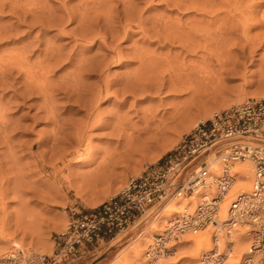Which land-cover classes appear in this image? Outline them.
Segmentation results:
<instances>
[{
    "label": "rangeland",
    "instance_id": "rangeland-1",
    "mask_svg": "<svg viewBox=\"0 0 264 264\" xmlns=\"http://www.w3.org/2000/svg\"><path fill=\"white\" fill-rule=\"evenodd\" d=\"M13 1L15 0H0V70H3L0 72L1 248L6 246L7 250H12L14 247L10 248V245L18 243L21 249L40 251L51 256L55 250L53 237L66 228L73 214L89 212L114 196L129 178L140 174L147 165L160 161L183 134L208 119L214 112L248 98H264V0H192L196 9L193 6L185 9L179 0H134L133 8L125 7L117 0H100L97 1L100 2L99 5L108 1L110 8L107 2L104 3L105 6H96L100 12L97 8L96 11L91 10L96 19L95 24L92 23L94 26L89 28V34H103L104 17L110 14L116 17L118 12L123 17L129 9H134V13L130 10L131 13L128 14H134L130 16L131 20L138 22L139 13L140 20L144 21L143 28L148 30L145 31L148 34L143 35L132 25L126 40L118 39L111 43L107 36L108 40L103 45L99 40L87 43L85 40L91 35H86L85 39L78 38V33H82L76 28L78 16L72 21L66 20L65 16L69 9L70 14L75 13L74 10L82 11L79 9L85 6V2L95 4V0H16L14 4ZM24 1H27L26 7L30 2L34 3L35 7L32 5L28 8H35L30 10L31 13L24 7ZM15 5L17 7L14 8ZM61 9L66 11L62 12ZM50 14L52 18L62 15V22H67L60 24L62 26L58 23L55 25L56 20L50 22ZM90 16L93 18V15ZM152 21L158 23V26L152 24ZM117 23L116 19L113 25H108L112 28V33L115 29L120 30L119 26H123L125 20ZM173 24L183 25L182 29L185 28V31L189 26L190 29L194 25L197 27L201 41L194 53L183 50L176 41H170L172 45L166 39L161 41L163 39H159L156 31H153ZM166 26L161 30H167ZM170 29L172 30L171 27L168 30ZM68 32L77 34V41L72 42L74 35ZM114 42L119 44L125 54L128 52L126 55L136 47L154 52L158 58L160 55L161 59L169 56L167 59L176 61L168 65L156 62L151 64V68L159 66L154 70H165L161 73L163 76L167 75L164 77V88L160 91L152 89L142 93L138 90L134 95L128 93L125 96L118 92L120 94L117 96L101 98L95 104L97 109L92 108L96 112L89 111L86 117V101L92 96H86L88 99L80 97L81 101H78L83 106L86 104L82 107L75 102L76 97L68 100V96H63L57 88L67 80L70 83L71 75L68 74L73 73L76 63L41 69L44 50L60 47L58 49L63 58L73 56L74 51L75 61L83 58L93 63V60L101 61L106 54L108 60L112 54L106 45L111 43L114 46ZM17 55L24 59L19 60ZM106 59L103 60L105 64ZM136 61L132 60L125 66L108 65L105 76L109 75L108 79H115L117 82L111 90H118L126 72L138 67ZM28 71L37 76L35 86L25 79ZM167 73H172L171 79L181 83L180 88L166 87L169 85L167 81L169 83L171 80ZM97 74L82 72L79 79H83V86H91L94 90L102 85ZM65 76L67 80L62 82ZM46 78L48 82L45 84L51 85V88L47 85L48 94L44 96L37 92L36 86L44 83L43 79ZM92 102L89 107H92ZM47 109H52L53 118L62 125V129L59 130L54 119L46 113ZM94 118L99 121L94 123ZM113 128L116 131L112 132ZM54 135L58 142L53 139ZM74 138L80 139V146L71 143ZM77 150L86 155H78L80 152ZM169 211L168 208L163 212ZM149 212L144 214L140 222L126 230L107 234L102 240L83 243L78 246V253L74 258L60 264H124L125 260L129 264H190L191 258L185 257L188 253L180 248V244H174L173 255L163 256L158 260L145 255L148 245L154 242L160 231L153 232L149 237L151 240L144 242V254L141 258L129 257L137 249L131 252L125 249V245L139 235L140 230H146L148 219L151 218L146 217ZM6 252L2 251L0 256ZM230 261L228 258L226 263Z\"/></svg>",
    "mask_w": 264,
    "mask_h": 264
},
{
    "label": "built area",
    "instance_id": "built-area-1",
    "mask_svg": "<svg viewBox=\"0 0 264 264\" xmlns=\"http://www.w3.org/2000/svg\"><path fill=\"white\" fill-rule=\"evenodd\" d=\"M215 160L221 163L220 171L212 175ZM245 161L252 166L249 198H243L241 192L229 194L235 177L233 166ZM177 198L192 208L171 217L165 226V238L158 234L148 257L154 258L156 252L171 255L173 247L166 241L175 243L185 233L210 225L212 248L204 256L224 264L233 242L223 239L216 230L229 236L231 230L241 227L250 239L251 258L256 256L264 264V98H248L214 112L183 134L160 161L129 178L114 196L89 212L73 214L66 228L53 237L55 250L51 256L0 258V264H60L74 258L83 243L126 230L140 222L147 211V217L156 216ZM228 199L221 218V205Z\"/></svg>",
    "mask_w": 264,
    "mask_h": 264
},
{
    "label": "bare ground",
    "instance_id": "bare-ground-1",
    "mask_svg": "<svg viewBox=\"0 0 264 264\" xmlns=\"http://www.w3.org/2000/svg\"><path fill=\"white\" fill-rule=\"evenodd\" d=\"M20 1H22V0H20ZM97 1H100V0H95V4L96 3H98L97 5H95V4H91V2L90 3H88V2H82V4L84 3L85 4V6L83 7H81L82 9H79V10H82V11H75L74 10V12L75 13H72V14H70V12H69V10H68V12L66 11H62L63 9H61V11L62 12H65V16H67V18H66V20L68 19V20H70V21H72V20H74V19H76V18H78L77 20V22H78V26L76 27L77 29H79L80 31H82V33H78V36H80V37H78V38H83V39H85L87 36L86 35H91V33L89 34V32H91V30L89 29V28H91V27H93L94 26V24H95V19H96V16L93 14V13H91V10L92 11H98V9L99 8H97L96 6H98L99 4H100V2H102V0L100 1V2H97ZM104 1H106V0H104ZM103 1V4L104 3H107V2H104ZM176 1V0H175ZM195 1V0H194ZM12 2V1H11ZM16 2V0L15 1H13V4ZM18 2V1H17ZM27 1H24V4L26 3ZM30 2V1H29ZM117 2L120 4V3H122L125 7H128V8H133V4H135L134 3V0H117ZM180 4H181V6H184L185 7V9H187V8H190L191 6H193V5H195V2H193L192 0L191 1H189V2H187V1H184V0H179L178 1ZM91 6V7H87V6H89L88 4ZM17 4H19V3H17ZM20 4L23 6L24 4H23V2L21 3L20 2ZM19 4V5H20ZM28 4V3H27ZM30 4H31V2H30ZM28 4V7H26L27 5L25 4L24 5V7H26L27 9L26 10H28V8H30L29 6H32V5H34V3L33 4ZM87 4V5H86ZM102 3H101V5H99L98 7H102V5H103ZM108 4V6H109V8H110V3L108 2L107 3ZM177 4V3H176ZM204 4V3H203ZM209 5H210V3H208ZM12 5V4H11ZM93 5V6H92ZM106 4H104V6H105ZM81 6V5H80ZM79 6V7H80ZM103 6V7H104ZM107 6V7H108ZM123 6V7H124ZM135 6V5H134ZM190 6V7H189ZM196 6V5H195ZM206 6H207V3H206ZM215 6V5H214ZM10 7V6H9ZM12 7H13V5H12ZM15 7H17L16 5L14 6V8ZM32 7H35V5L34 6H32ZM41 7V6H40ZM43 7V6H42ZM107 7H105V8H107ZM178 7H179V5H178ZM194 7V6H193ZM211 7V6H210ZM11 8V7H10ZM38 9H39V6L37 7ZM36 8V9H37ZM97 8V9H96ZM113 8V7H112ZM135 8V7H134ZM180 8V7H179ZM182 8V7H181ZM195 8V7H194ZM31 9H33V8H31ZM31 9H29L27 12H30L31 13ZM35 9V8H34ZM33 9V10H34ZM43 9V8H42ZM47 9V8H46ZM94 9V10H93ZM96 9V10H95ZM192 9V8H191ZM196 9V8H195ZM41 10V9H40ZM44 10V9H43ZM42 10V11H43ZM48 10V9H47ZM77 10V9H76ZM102 10H104V8L102 9ZM123 10L125 11V8H123ZM130 10H132V9H129V12H130ZM136 10V9H135ZM38 11V10H37ZM37 11H35V12H37ZM50 11V10H49ZM127 11V10H126ZM134 11V9L131 11V12H133ZM196 11V10H195ZM200 11V10H199ZM26 11H25V13H27ZM33 12V11H32ZM73 12V11H72ZM77 12V13H76ZM98 12H100V10L98 11ZM102 12V11H101ZM111 12V11H110ZM113 12V11H112ZM129 12L127 13V15H124L123 17H120V13L118 12V15H116V17H112V16H107V17H104V20H105V25H104V31H103V34H99V33H97V34H95V35H91V36H89L88 38H86L87 40H85V41H87V43H89V44H91V43H94L96 40L98 41L99 40V43H101V45H103V44H106V42H107V38L109 37L110 39V41L108 40V42H111L112 43V41H115V40H117L118 41V39L119 40H126L127 39V36H128V32H129V30L131 29V26L132 25H134V26H136V28H138L137 30H139V31H141V33H143V35H147L146 34V32L145 31H147L148 32V30H145V28H143V19H141L140 20V18H141V16H140V14L139 13H137L138 14V18H139V21L138 22H135V21H133V19L131 20V18L132 17H130V16H133V15H128L129 14ZM130 12V13H131ZM38 13V12H37ZM48 13V12H47ZM89 13H90V15H93V18H91L92 16H90L89 15ZM116 13V12H115ZM114 13V14H115ZM134 13V12H133ZM28 14V13H27ZM34 14V13H33ZM44 14V13H43ZM99 14V13H98ZM106 14V13H105ZM24 15V14H23ZM29 15V14H28ZM36 16H38L39 14H35ZM46 15V14H45ZM49 15V14H48ZM51 16H50V19L52 18V14H50ZM56 15V14H55ZM76 15L78 16V17H76ZM96 15H97V13H96ZM107 15H108V13H107ZM244 15H246V14H244ZM30 16H31V14H30ZM33 16V15H32ZM35 16V17H36ZM40 16V15H39ZM47 16V15H46ZM60 15H58V17H56L55 16V18H52L51 19V23L52 22H55V20H56V22L54 23L55 25H57L56 23H58L59 25L60 24H62V25H64L66 22H62V15L59 17ZM95 16V17H94ZM35 17H33V18H35ZM42 17V16H41ZM76 17V18H75ZM144 17V16H143ZM217 17V16H216ZM245 17H247V15L245 16ZM250 17V16H249ZM32 18V17H31ZM37 18H39V17H37ZM46 18V17H45ZM114 18H116L117 19V21H118V23L122 20V19H124L125 20V24H123V26H119L120 27V30H117V29H115L116 31L114 32V30H113V33H112V28H110V26L108 27V25H110V24H112L113 23V21L114 20H116V19H114ZM44 19V18H43ZM49 19V20H50ZM94 19V20H93ZM119 19V20H118ZM163 19V18H162ZM220 19V18H219ZM246 19V18H245ZM25 20V19H24ZM153 20V19H152ZM165 20V19H164ZM163 20V21H164ZM63 21H64V19H63ZM98 21H99V18H98ZM155 21V20H154ZM214 21V20H213ZM45 22V21H44ZM156 22V21H155ZM166 22H167V20H166ZM243 22H244V19H243ZM47 23V22H46ZM48 23H49V21H48ZM92 23H94V24H92ZM117 23V24H118ZM154 22L152 21V24H153ZM167 23H169V22H167ZM39 24V23H38ZM53 24V25H54ZM155 24H157V26H158V23H154V25ZM164 24H166V23H164ZM170 24V23H169ZM52 25V26H53ZM58 25V26H59ZM62 25H60V26H62ZM113 25V24H112ZM115 25V24H114ZM163 25V24H162ZM167 25V24H166ZM166 25H164V27L166 26ZM179 25V24H178ZM188 25V24H187ZM192 25V24H191ZM48 26H49V24H48ZM57 26V27H58ZM59 26V27H60ZM98 26V25H97ZM169 27H171L172 28V30L170 29V31L168 30L169 29V27H167L166 26V29L169 31H167V30H161V28H162V26H161V28L159 27V29H156L155 28V30H153L154 29V27H152V30L155 32L156 31V35L158 36V38L159 39H163V40H161V41H163L164 42V40L166 39V41L168 42H170V41H176V44L177 45H179L180 47H182L183 48V50H186V51H188V52H191V53H194L195 52V50L198 48V47H200L199 45H200V35H198L199 33H197V31L198 30H196L197 29V27L195 28L194 26L190 29V26L188 27V31L186 30H184V29H182V27H183V25H182V27H181V25L180 26H176V25H168ZM30 27H31V25H30ZM145 27V26H144ZM163 27V28H164ZM174 27V28H173ZM234 27V26H233ZM76 28H74V30H76ZM118 28V27H117ZM162 28V29H163ZM63 29V28H62ZM89 29V30H88ZM93 29V28H92ZM100 29V28H99ZM119 29V28H118ZM148 29H149V27H148ZM199 29V28H198ZM61 30V29H60ZM184 30V31H183ZM61 31H63V30H61ZM71 31H73V30H71ZM102 31V30H101ZM152 31V32H153ZM164 31V32H163ZM168 33H167V32ZM76 32V31H75ZM184 32V33H183ZM207 32V31H206ZM224 32V31H223ZM68 34H73L74 35V32H68ZM151 34V33H150ZM149 34V35H150ZM77 34H75L72 38H71V40L73 39V41L72 42H74V41H77V36H76ZM155 35V36H156ZM169 35V36H168ZM86 36V37H85ZM108 36V37H107ZM161 36H163L162 38H161ZM200 36V37H199ZM206 36H207V34H206ZM85 37V38H84ZM149 37V36H148ZM170 37H171V39H170ZM115 38V39H114ZM155 38V37H154ZM158 38L156 37V40H158ZM211 39V38H210ZM79 40V39H78ZM155 40V41H156ZM81 41V40H80ZM153 41H154V39H153ZM159 41V40H158ZM165 41V42H166ZM168 42V43H169ZM75 43H80V42H75ZM96 43V42H95ZM109 44V45H106V48H107V50L112 54V56H110V58L107 60L106 59V56H107V54L106 55H104L103 56V54H101L103 57H102V60L100 61V60H98L97 62L96 61H92L93 63H91V62H88V60H84L83 58V60L82 59H79L78 61L76 60L75 61V59H73V56L76 54V53H74V51H73V56H71V57H68V58H63L62 56V54H61V50L60 49H58V48H60V47H51V45H50V47H51V50H49V49H46V50H44V58H43V56L41 57V58H43L44 60H43V62L41 63V66H42V68H41V66H40V68L41 69H48V68H50V67H53V66H58V65H61V66H63V65H66V64H69V65H74V62L76 63L75 64V66H74V71H73V73H69L68 74V76H70V78H69V81H70V83L68 82V80L66 79V76H65V79H62L63 81L62 82H64V80H67L65 83H62V85H60V87H57L58 88V91H61L60 93H62L63 94V96H68V100H71V99H73L74 97H76V98H74L75 99V102L78 104V103H80L81 105L80 106H82V107H85L86 106V104H88L89 105V103L91 102V101H93L92 102V107H89L88 105H87V111H86V109H85V115H86V117H87V115L89 114V111H93L95 108L97 109V106L95 107V104H97V102L98 101H100V99L101 98H109L110 96H117V95H119L120 93H121V96H125L126 94H131V95H134V93H136V91H138V90H140L142 93L144 92H146V91H151L152 89H155V90H157V91H160L161 89H163L164 88V85H165V78L164 77H167V75L166 76H163L162 75V73L163 72H165V70H163V72L162 71H159V69H158V71L159 72H157L156 70H154V68H156V67H150L151 66V64H153V62H156L157 64H166V65H168V64H172L173 62H175V61H172V59L170 60V59H167V57H169V56H167V57H163L162 56V58H164V59H161V55L159 56V58H158V56L156 57L154 54H156V53H154V52H146L145 50H143L142 48H134L133 46V51L129 54V55H126L128 52H126V54L124 53V50H122V48H120V46H119V44H115V42H114V46L112 45V44ZM172 42H170V44H171ZM108 44V43H107ZM172 45V44H171ZM46 46H47V44H46ZM81 46V45H80ZM104 47V46H103ZM80 48V47H79ZM62 49V48H61ZM49 50V51H48ZM78 50V49H77ZM80 50V49H79ZM105 50V49H104ZM46 51V52H45ZM43 52V51H42ZM78 52V51H77ZM82 52V51H81ZM81 52H79V53H81ZM125 54V55H124ZM72 55V54H71ZM154 55V56H153ZM21 55H17L16 57L20 60H23L24 58H19ZM67 56V55H66ZM76 56V55H75ZM79 56V55H78ZM75 58V57H74ZM85 58H87V57H85ZM89 58V57H88ZM173 59H174V57H172ZM90 59H91V57H90ZM101 59V58H100ZM105 59L107 60L106 61V64L105 63H103V60L105 61ZM132 60H137L136 62H138V67L137 68H134L133 70H131L130 72H126V74L124 75L125 76V78L123 79V81L121 80V84H120V86H119V89L118 88H116V89H118V90H111V87L113 86V85H115V84H117V82H115V79H108V77H109V75H108V77H107V75L105 76V74H106V70H107V67H108V65L109 64H112L113 65V67L114 66H125L124 64H128V63H130ZM170 60V61H169ZM90 61V60H89ZM17 62H19L20 63V61H17ZM16 62V63H17ZM22 62V61H21ZM64 62V63H63ZM170 62H172V63H170ZM16 63H14L15 65H17ZM18 63V64H19ZM155 63V64H156ZM43 64V65H42ZM154 64V65H155ZM156 64V65H157ZM18 67H19V65H17ZM159 66H157V68H158ZM161 67V66H160ZM169 67V66H168ZM21 68V67H20ZM156 68V69H157ZM161 70V69H160ZM173 70V69H172ZM1 71H3V70H0V72ZM109 71V70H108ZM82 72H86L87 74L88 73H94V74H97V78L99 79V80H102V85L101 86H99L98 88H95L94 90L91 88V86L90 87H86V85L84 84V86H83V83H82V81H83V79L81 80V79H79V78H81L82 77ZM151 72V73H150ZM162 72V73H161ZM27 73V77H25V79H28L30 82L29 83H32L34 86H35V80L37 79V76H35V75H33L32 73H31V71L29 72H26ZM28 73H30V74H28ZM35 73V72H34ZM173 73V72H172ZM172 73H167L168 74V78L169 79H171L172 78ZM36 74V73H35ZM42 74V73H41ZM124 74V73H123ZM177 74V73H176ZM37 75V74H36ZM66 75V74H65ZM84 76V75H83ZM42 77H43V75H42ZM61 79H60V82H61ZM173 79V78H172ZM171 79V80H172ZM176 79V78H175ZM41 80V79H40ZM47 80V78L44 80L43 79V81H45L43 84L41 83V84H39V85H37L36 86V88H37V92L39 91V92H41L44 96H47V94H48V88H47V85L48 84H45L46 82H48V81H46ZM170 80V82L168 83V81H167V85L168 86H166V87H168V88H173V89H176V88H180V85H181V83L179 84V83H177L178 82V80H177V82H175L176 80H172L171 81ZM119 81V80H118ZM28 82H27V84H29ZM36 83H37V81H36ZM59 83V82H58ZM82 83V84H81ZM61 84V83H60ZM59 85V84H58ZM31 86V85H30ZM50 86V88H51V85H48V87ZM118 86V85H117ZM95 87V86H94ZM31 88V87H30ZM56 88V89H57ZM167 88V89H168ZM39 89V90H38ZM172 89V90H173ZM31 91H32V88H31ZM38 92V93H39ZM118 92H120L119 94H118ZM41 94V95H42ZM42 95V96H43ZM49 96V95H48ZM86 96H92V98L90 97V99H88ZM83 98V97H86L85 99H88L89 101H86V102H88V103H84L85 105L83 106L82 104V102H80L81 101V98ZM51 98V97H50ZM49 98V99H50ZM76 99H77V101H76ZM93 99V100H92ZM67 100V101H68ZM78 100H80V101H78ZM52 101V100H51ZM85 101V100H84ZM74 102V103H75ZM95 107V108H94ZM91 110H90V109ZM92 108H94L93 110H92ZM52 109H47L46 111V113H48L49 114V116H51L50 118L51 119H54L53 117H54V112H52L51 111ZM95 111V110H94ZM96 112V111H95ZM93 113V112H92ZM48 116V115H47ZM91 116V115H90ZM98 116V115H97ZM56 117V116H55ZM96 119L97 118H94V123L95 122H98L99 120H97L96 121ZM56 119H54V122L56 123V121H55ZM93 120V119H92ZM101 120V119H100ZM92 123H93V121H91ZM101 123H102V121H100ZM112 122V121H111ZM110 122V123H111ZM55 125V124H54ZM90 125H91V123H90ZM56 126L59 128V130L60 129H62L60 126H62L61 124L59 125V123H58V121H57V123H56ZM92 126V125H91ZM90 126V127H91ZM115 126V125H114ZM58 128H57V130H58ZM114 128H116V127H114ZM112 129V132H114V131H116V129ZM58 132V131H57ZM53 133V132H52ZM111 133V132H110ZM54 134H55V132H54ZM112 134V133H111ZM56 135V134H55ZM55 135H54V140L55 139H57L56 137H55ZM58 140V139H57ZM72 140V139H71ZM56 141V140H55ZM54 142V141H53ZM56 142H58V141H56ZM71 143H75V144H77L78 146H80L81 145V141H80V139H75L74 138V140L73 141H71ZM77 152L79 153L78 155H86L84 152H82V151H80V150H77ZM220 161H218V160H215L214 162H213V167H212V175H217V174H219V171H220ZM233 172H234V174H235V177H234V181H233V185L231 186V189H230V192H229V194H232V193H234V192H241L242 193V195H243V198H249V193H250V186H251V180H252V166L248 163V162H238V163H235L234 164V166H233ZM211 190V189H210ZM208 192H211V191H208ZM37 196V195H36ZM197 198V197H196ZM195 198H193V200H194ZM229 200L230 199H228V201H226V202H223L222 203V205H221V211H220V215H221V218L222 217H224V213H225V210H226V207H227V204H228V202H229ZM170 209V211L168 212V213H166V212H163V214H162V212H160L158 215H156V216H153V217H151L150 219H148L149 221H148V224H147V227H146V230H144L143 232H142V230H140L138 233H139V235H136V236H134L133 238H132V240L129 242V244L127 243L125 246H126V248H125V246H124V248L125 249H127L128 251L130 250H135V249H137V250H135V252H134V254H131L129 257L131 258V256H132V258H141L142 257V255L144 254V242L145 241H147V240H151V239H149V237H151V234L153 233V232H159V234L161 233L163 236H164V238H165V233H164V231H165V226H167L166 224H167V222L169 221V220H171L172 218L171 217H173V215L175 214V213H178V212H181V211H183V210H191V208H192V206H190V204L188 205V203L186 202V201H184V200H182V199H180V198H177V199H172L170 202H169V204H168V207L166 208V209ZM166 209H165V211H166ZM145 216V215H144ZM147 217V216H146ZM212 230V227L209 225L207 228H205V229H201V230H197V231H195V232H187V233H185L184 235H182V236H180L179 238H178V240H176L175 241V243L174 242H171V241H166L165 242V244L167 245V246H172L173 247V249H174V251H175V246H174V244H180V248L181 249H184V250H186V252L188 253V255H185V257H188L189 259L191 258V263L190 264H216L215 263V260H216V258H212V257H210V256H204V254H209V251L211 250V233L210 232H212L211 231ZM217 231V234H220V235H222V237H224L223 239H227L228 241H230V242H233V244H232V249H231V251L228 253V258H230L231 259V261L230 262H228V263H226V261L228 260V258L225 260V262H224V264L226 263V264H244V263H246V262H250L251 264H260L259 263V260H258V258H256V256H254V258H251L252 257V251H250V249H249V243H250V239H249V237L247 236V234L245 233V231H244V229L243 228H241V227H238V228H236V229H234V230H231L230 231V233H229V236H227V235H225V232L223 231V230H216ZM143 233V235H142V233ZM141 233V234H140ZM166 238H168L167 236H166ZM5 239H6V237H5ZM171 240V239H170ZM154 241H157V240H155L154 239ZM18 243H12V245H10V248L11 247H14V249H12V250H7V248H6V246L5 247H3V248H1V246H0V253L2 252V251H7L6 252V254H4V255H2V256H0V258H5V259H12V258H39V256H41V255H44L43 253H41L40 251L38 252V251H34V250H29V249H21V248H19V247H21L20 245H19V247H18V245H17ZM3 245V244H2ZM4 246V245H3ZM15 246H17L18 248H15ZM150 246L152 247V248H150ZM154 246H155V242H152L151 244H149L148 245V247H147V250L145 251V255L148 257L149 256V254H150V252L148 253V251H151V250H153L154 249ZM222 247V246H221ZM221 247H220V249H221ZM46 248H47V246H46ZM123 248V249H124ZM149 248H150V250H149ZM156 248V247H155ZM42 249V248H41ZM122 249V250H123ZM43 250V249H42ZM19 252L18 254L19 255H17V253L16 252ZM121 251V250H120ZM163 250L161 249L160 250V252H162ZM174 251L173 252H171L170 254H172V253H174ZM44 252V251H43ZM124 252V251H123ZM123 252H121V253H123ZM131 252H133V251H131ZM158 253L156 252L155 254H154V258L156 259V260H158V258H162L163 256H165L164 254L162 255L161 253H160V255H157ZM165 254H169V253H165ZM120 255H122V254H120ZM173 255V254H172ZM129 257H126V258H129ZM122 258H125V256H122ZM148 258H150V257H148ZM153 257H151V259H154ZM155 260V261H156ZM19 264V263H18ZM124 264H129L128 262H126V260L124 261Z\"/></svg>",
    "mask_w": 264,
    "mask_h": 264
}]
</instances>
